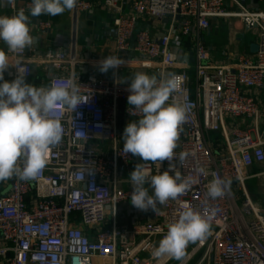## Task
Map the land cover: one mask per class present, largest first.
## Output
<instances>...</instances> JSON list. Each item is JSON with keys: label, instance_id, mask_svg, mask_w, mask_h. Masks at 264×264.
Here are the masks:
<instances>
[{"label": "built area", "instance_id": "built-area-1", "mask_svg": "<svg viewBox=\"0 0 264 264\" xmlns=\"http://www.w3.org/2000/svg\"><path fill=\"white\" fill-rule=\"evenodd\" d=\"M31 3L21 9L29 10ZM104 5L117 9L116 49L134 50L146 60L159 61V73L178 65L171 45L173 33L154 36L139 28L143 18H171L173 23L183 19L182 33L189 35L194 27L209 29L214 18L240 17L259 32L257 55H240L235 65L214 63L197 38L195 95L188 71L172 72L183 78L175 98L187 109L175 153L188 154L182 166L178 160L174 163L195 183L178 200L157 205L159 214L143 211L147 219L133 224L120 221V205L131 203L133 191L126 172L143 163L131 153L126 155L120 143V113L140 118L127 103L129 84L100 76L77 79L83 104L76 112L63 106L57 109L64 133L60 144L48 151L46 167L36 179H10L9 191L0 196V256L6 264H79L81 258L88 264H96V258L106 264H150L154 246L178 218L183 202H188L212 216L210 234L187 247L191 255L203 251L196 264H264V207L254 203L246 187L248 169L264 165V103L250 92L264 88V13L244 7L229 13L225 0H134L130 14L122 12L118 0H105ZM92 7L88 1L77 0L75 8L83 12ZM13 54L23 60L9 75L16 78L20 70L25 79L30 78L33 66L24 60L27 48ZM46 59L63 71L68 55L50 51ZM72 78L60 72L47 86L53 80ZM228 118L233 119L231 124ZM212 134L219 138L213 139ZM168 164L161 163V173ZM145 168L158 174L156 163L145 162ZM199 168L208 174L199 173ZM213 173L230 179L242 194L236 195L230 184L223 197H208Z\"/></svg>", "mask_w": 264, "mask_h": 264}, {"label": "clouds", "instance_id": "clouds-1", "mask_svg": "<svg viewBox=\"0 0 264 264\" xmlns=\"http://www.w3.org/2000/svg\"><path fill=\"white\" fill-rule=\"evenodd\" d=\"M76 6L77 0H32L30 15L24 9L12 16L0 15V40L8 52H22L34 42L30 16H57ZM125 63L120 57L106 56L98 62L99 71L107 73ZM10 65L9 56L0 49V81H3L0 83V182L13 178L36 179L48 163V151L60 144L63 137L64 127L57 109L63 106L76 112L83 104L75 77L67 82L53 80L49 86L37 87L27 83L25 74L19 70L16 78L9 82L4 80V72ZM124 80H130L127 89L130 111L138 112L140 118L126 125L123 152L143 161L137 163L129 175L133 187L131 204L142 211L151 209L157 215V205L178 200L195 183L192 178L183 176L174 163L178 160L182 166L188 155L175 153L182 125L187 120L186 107L175 98L183 78L175 73L157 76L136 72ZM149 161L157 164L158 174L153 175L145 168V162ZM163 161L169 164L161 173ZM197 171L208 174L204 168ZM213 177L207 185V195L217 199L226 194L231 180L215 173ZM182 208L178 218L168 224L158 246H154L151 252L154 259L168 257L183 261L188 245L210 234L211 215L202 214L188 202H183ZM79 264H88L87 259L81 258Z\"/></svg>", "mask_w": 264, "mask_h": 264}, {"label": "crops", "instance_id": "crops-1", "mask_svg": "<svg viewBox=\"0 0 264 264\" xmlns=\"http://www.w3.org/2000/svg\"><path fill=\"white\" fill-rule=\"evenodd\" d=\"M32 0H0V15H12L15 11H19ZM92 4V9L88 11H78L74 8L72 11H65L61 15L50 16L41 15L39 17H31V35L34 37L33 45L27 48V55L24 60L29 61L33 66V72L30 78L25 79L27 83L34 86H47L50 79L63 72L65 75L75 77V79H85L89 76L106 77L110 80H117L123 84H130V80L125 82L124 79L130 78L136 72H144L149 75L159 76L158 68L161 67L159 61H149L144 59L137 51L134 50L119 52L116 49V29L114 20L116 18L117 9H108L105 0H85ZM134 0H118L119 7L124 14L132 12ZM225 10L229 13H237L241 7L246 8L250 12H263L264 1L259 0H225ZM29 14V10L25 11ZM183 19H178L173 23L171 18L162 20L153 18H143L139 22V28L147 29L152 35L162 36L170 30L172 34V49L176 54L177 67L169 68L164 73H172L176 70L188 71L191 80V91L195 95L197 83L196 71V51L197 38H201L210 53V60L218 64L235 65L238 56L247 54L251 57L257 55L255 46L259 42V32L257 29L248 28L243 19L240 17L229 16L224 18H214L210 22V28L207 30H199L194 27L191 34L184 35L182 33ZM47 24V25H46ZM173 25V26H172ZM172 26V27H171ZM0 49H3L9 56L10 65L4 72V80L11 82L15 78L9 75V71L13 65L22 61V58L15 56L7 51V46L0 40ZM52 52H65L68 60L65 62L63 71L53 67L52 62L46 59L47 54ZM106 56H117L126 61L117 69H109L107 73L99 71L98 62ZM3 81H0L2 83ZM261 102L264 103V88L258 91L251 90ZM139 118H127L123 112L119 116V137L120 143L123 145V132L126 125L133 120ZM233 119L228 118L227 124L232 123ZM241 119L237 118L236 123H240ZM244 126V125H242ZM213 139H218L217 135H211ZM142 161L136 157V162ZM134 167L126 172V178H129ZM263 164H254L248 169V175L251 177L264 176ZM126 187L128 183L124 184ZM10 189V180L0 182V196L6 194ZM254 199L262 200L259 195H254ZM264 204V203H263ZM262 207V206H261ZM144 220L143 211L134 208L131 203L126 202L120 205V221L122 223L133 224L138 220ZM196 244L192 243V246ZM2 241L0 238V247ZM191 249H186V255L183 261L169 259L168 262L183 264L190 256ZM203 251L194 253V256L187 264H196ZM148 258V254H144ZM193 255V254H192ZM153 261V260H152ZM96 264H106L103 260L96 258ZM0 264H6L0 256ZM152 264V263H150Z\"/></svg>", "mask_w": 264, "mask_h": 264}, {"label": "rangeland", "instance_id": "rangeland-1", "mask_svg": "<svg viewBox=\"0 0 264 264\" xmlns=\"http://www.w3.org/2000/svg\"><path fill=\"white\" fill-rule=\"evenodd\" d=\"M109 144V143H108ZM246 187H247V190L250 194V196L252 197V200L254 201V203H256L257 205L259 206H262L264 207V176L262 177H257V176H254V177H251L250 179H248L246 181ZM231 187L233 189V192L237 195V194H242L241 192L237 191L235 189V186L233 184H231ZM259 195L260 198H262V200H257L258 202H256V200L254 199V195ZM240 204L244 203L242 200H240ZM159 260L156 261V259H154L152 261V264H159ZM177 261L174 263H171V264H176ZM163 264H170V262H164ZM193 264V262L191 263Z\"/></svg>", "mask_w": 264, "mask_h": 264}, {"label": "bare ground", "instance_id": "bare-ground-1", "mask_svg": "<svg viewBox=\"0 0 264 264\" xmlns=\"http://www.w3.org/2000/svg\"><path fill=\"white\" fill-rule=\"evenodd\" d=\"M193 256H194V254L191 255L183 264H187ZM169 259L170 258H168V257L161 258L159 261V264H163L164 262H167Z\"/></svg>", "mask_w": 264, "mask_h": 264}, {"label": "water", "instance_id": "water-1", "mask_svg": "<svg viewBox=\"0 0 264 264\" xmlns=\"http://www.w3.org/2000/svg\"><path fill=\"white\" fill-rule=\"evenodd\" d=\"M258 48H259V45L257 44V45L255 46L256 51H258Z\"/></svg>", "mask_w": 264, "mask_h": 264}]
</instances>
